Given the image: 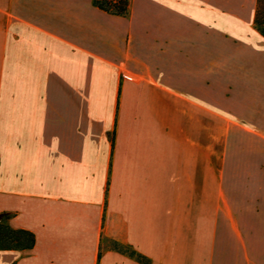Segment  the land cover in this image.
Masks as SVG:
<instances>
[{"label": "crops", "instance_id": "obj_1", "mask_svg": "<svg viewBox=\"0 0 264 264\" xmlns=\"http://www.w3.org/2000/svg\"><path fill=\"white\" fill-rule=\"evenodd\" d=\"M256 10L0 0V214L36 236L0 264H264Z\"/></svg>", "mask_w": 264, "mask_h": 264}, {"label": "trees", "instance_id": "obj_2", "mask_svg": "<svg viewBox=\"0 0 264 264\" xmlns=\"http://www.w3.org/2000/svg\"><path fill=\"white\" fill-rule=\"evenodd\" d=\"M131 0H93V5L102 11L119 17H127ZM255 28L264 37V0H257ZM114 138V137H113ZM11 215L0 214V251H29L35 247L36 236L26 229H13L8 221ZM110 247L128 255L142 264H150L151 260L143 254L117 241H109Z\"/></svg>", "mask_w": 264, "mask_h": 264}, {"label": "rangeland", "instance_id": "obj_3", "mask_svg": "<svg viewBox=\"0 0 264 264\" xmlns=\"http://www.w3.org/2000/svg\"><path fill=\"white\" fill-rule=\"evenodd\" d=\"M211 122L216 123L215 120H213L211 118ZM220 134H222V132H219ZM218 132H212L211 131V155L220 157L221 156V152H222V147L220 142L218 143ZM221 138V137H220Z\"/></svg>", "mask_w": 264, "mask_h": 264}, {"label": "built area", "instance_id": "obj_4", "mask_svg": "<svg viewBox=\"0 0 264 264\" xmlns=\"http://www.w3.org/2000/svg\"><path fill=\"white\" fill-rule=\"evenodd\" d=\"M124 76H125V77H129V78H131V76H130V75H128V74H126V73L124 74Z\"/></svg>", "mask_w": 264, "mask_h": 264}]
</instances>
